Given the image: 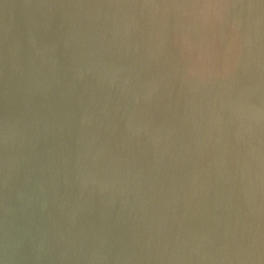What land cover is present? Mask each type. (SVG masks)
<instances>
[{
    "label": "clouds",
    "instance_id": "1",
    "mask_svg": "<svg viewBox=\"0 0 264 264\" xmlns=\"http://www.w3.org/2000/svg\"><path fill=\"white\" fill-rule=\"evenodd\" d=\"M0 264H264V0H0Z\"/></svg>",
    "mask_w": 264,
    "mask_h": 264
}]
</instances>
